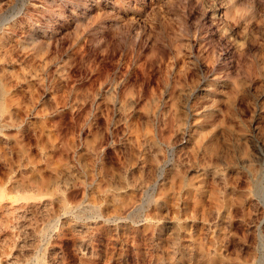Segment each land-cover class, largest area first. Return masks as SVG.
Returning <instances> with one entry per match:
<instances>
[{
	"label": "rangeland",
	"instance_id": "374dc122",
	"mask_svg": "<svg viewBox=\"0 0 264 264\" xmlns=\"http://www.w3.org/2000/svg\"><path fill=\"white\" fill-rule=\"evenodd\" d=\"M263 171L264 0H0V264H264Z\"/></svg>",
	"mask_w": 264,
	"mask_h": 264
},
{
	"label": "bare ground",
	"instance_id": "6f19581e",
	"mask_svg": "<svg viewBox=\"0 0 264 264\" xmlns=\"http://www.w3.org/2000/svg\"><path fill=\"white\" fill-rule=\"evenodd\" d=\"M259 191H260V195H261V199H262V201L264 202V171H263V174H262V178H261V182H260V184H259ZM3 194H4V192H3ZM4 197V196H3ZM2 206V205H1ZM5 211H7V210H5ZM10 212V211H9ZM3 219V218H2ZM2 219H0V221L2 220ZM2 222H4L3 220H2ZM9 222V221H8ZM10 225V224H9ZM0 231H1V229H0Z\"/></svg>",
	"mask_w": 264,
	"mask_h": 264
}]
</instances>
